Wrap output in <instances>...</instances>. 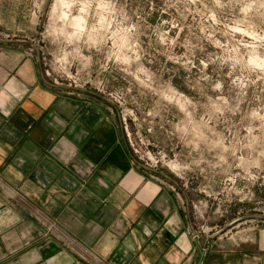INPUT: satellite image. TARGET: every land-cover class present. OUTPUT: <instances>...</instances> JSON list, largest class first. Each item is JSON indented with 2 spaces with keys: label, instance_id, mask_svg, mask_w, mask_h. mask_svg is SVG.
<instances>
[{
  "label": "rangeland",
  "instance_id": "374dc122",
  "mask_svg": "<svg viewBox=\"0 0 264 264\" xmlns=\"http://www.w3.org/2000/svg\"><path fill=\"white\" fill-rule=\"evenodd\" d=\"M64 1L32 10L43 70L117 104L133 154L177 180L196 228L257 222L241 217L264 215V0Z\"/></svg>",
  "mask_w": 264,
  "mask_h": 264
},
{
  "label": "crops",
  "instance_id": "0c3cea01",
  "mask_svg": "<svg viewBox=\"0 0 264 264\" xmlns=\"http://www.w3.org/2000/svg\"><path fill=\"white\" fill-rule=\"evenodd\" d=\"M38 1L0 0V264H264V219L196 228L117 104L45 76Z\"/></svg>",
  "mask_w": 264,
  "mask_h": 264
},
{
  "label": "clouds",
  "instance_id": "9594fccd",
  "mask_svg": "<svg viewBox=\"0 0 264 264\" xmlns=\"http://www.w3.org/2000/svg\"><path fill=\"white\" fill-rule=\"evenodd\" d=\"M73 5L70 3H65L63 5V7L65 9L71 8ZM108 7V5L104 4V3H98L96 4V8L98 9H106ZM92 8V4L91 3H84L82 6H80L79 11L81 14H85L89 11V9ZM68 13H65V16H67ZM64 18V17H62ZM74 19V23L72 24V27L76 29L75 32L70 34L68 43H72V39L71 37H76L77 39H79L80 35L83 34L84 31V26L86 23L85 20V16L84 15H79L73 18ZM105 20V17L103 15L100 16V24L103 25Z\"/></svg>",
  "mask_w": 264,
  "mask_h": 264
},
{
  "label": "built area",
  "instance_id": "2783aa9c",
  "mask_svg": "<svg viewBox=\"0 0 264 264\" xmlns=\"http://www.w3.org/2000/svg\"><path fill=\"white\" fill-rule=\"evenodd\" d=\"M39 51H40L39 57H40V61L42 63L43 60L45 61L46 57L44 56L45 53L41 51V48L39 49ZM45 65H46V63H45ZM44 74H45V76L47 78L51 79L53 83H56L57 84V83H59V82L62 81V79H59L58 76L51 77L52 76V73H51V70L50 69H45L44 70ZM71 83L74 84V85H78L77 82H76V80H73V82H71ZM126 130H127V127H126ZM127 133H128L127 136L130 138L129 131Z\"/></svg>",
  "mask_w": 264,
  "mask_h": 264
},
{
  "label": "water",
  "instance_id": "95a60500",
  "mask_svg": "<svg viewBox=\"0 0 264 264\" xmlns=\"http://www.w3.org/2000/svg\"><path fill=\"white\" fill-rule=\"evenodd\" d=\"M250 217L264 219V215H260V214L259 215H256V214H253V215H245V216H243L241 218L247 219V218H250Z\"/></svg>",
  "mask_w": 264,
  "mask_h": 264
},
{
  "label": "bare ground",
  "instance_id": "6f19581e",
  "mask_svg": "<svg viewBox=\"0 0 264 264\" xmlns=\"http://www.w3.org/2000/svg\"><path fill=\"white\" fill-rule=\"evenodd\" d=\"M59 1V3H61V4H65V3H67V2H65L64 0H58ZM57 6V5H56ZM59 6V5H58ZM61 6V5H60ZM62 15V14H61ZM63 15H64V17H67V16H65V13L63 12Z\"/></svg>",
  "mask_w": 264,
  "mask_h": 264
}]
</instances>
